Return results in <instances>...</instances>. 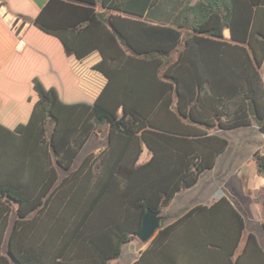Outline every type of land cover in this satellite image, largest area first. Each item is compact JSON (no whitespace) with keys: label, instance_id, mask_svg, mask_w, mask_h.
Segmentation results:
<instances>
[{"label":"trees","instance_id":"obj_1","mask_svg":"<svg viewBox=\"0 0 264 264\" xmlns=\"http://www.w3.org/2000/svg\"><path fill=\"white\" fill-rule=\"evenodd\" d=\"M162 1L0 0V264H108L213 169L222 132L264 133V0H182L176 21L149 20ZM133 264H264V246L222 196Z\"/></svg>","mask_w":264,"mask_h":264},{"label":"crops","instance_id":"obj_2","mask_svg":"<svg viewBox=\"0 0 264 264\" xmlns=\"http://www.w3.org/2000/svg\"><path fill=\"white\" fill-rule=\"evenodd\" d=\"M32 1L38 8H41V6H45L49 0ZM195 1L197 2L198 0H194V2ZM181 3L182 0H177V6H180ZM164 12L159 13L155 18H149V20L170 23L171 20L169 19V16H166ZM176 20L177 18L173 16V21ZM261 71L264 79V64ZM259 129V126L256 123H253L251 126L222 132L221 135L228 138L230 142L229 147H227L226 150L218 157L217 163L213 169L207 170L203 173L198 184L188 189L192 190L196 188L194 189L196 190V194L201 196L199 202L189 208L198 204H213L222 196H227L232 203H234L235 207H237L245 216L248 231L255 232L264 246L263 236L258 232V230L252 229L248 226L249 219L259 218L260 223L264 220V189L259 187L263 186L262 183L264 182V174L259 171L257 163V155L264 154V133ZM253 161L257 164V168L255 169L253 167L252 174L250 175V167H252L251 164ZM250 178H253V183L255 182L253 186H250ZM183 191L178 193L174 201L171 203H174ZM256 195L260 196V201H258L260 203H257L254 200ZM168 206L166 208H168ZM166 208H164L160 214L162 217L160 222L161 227L166 226L170 222H174L178 218L177 217L173 221L165 222L164 224L163 222L166 219ZM185 211H183L180 215H182ZM157 233L158 231L156 232V235ZM155 236L153 238H155ZM153 238L150 240H153ZM150 240L142 241L143 244H139V241L141 240L138 238L127 243L130 246L129 250L133 251L136 255V258L133 259L131 264L140 258L142 252L148 247ZM245 240L246 235L244 236L241 246H243Z\"/></svg>","mask_w":264,"mask_h":264},{"label":"rangeland","instance_id":"obj_3","mask_svg":"<svg viewBox=\"0 0 264 264\" xmlns=\"http://www.w3.org/2000/svg\"><path fill=\"white\" fill-rule=\"evenodd\" d=\"M42 5V4H40ZM43 6V5H42ZM41 6V7H42ZM177 8V0H163L159 5H157V7L155 9H153L150 13H149V18L152 19L157 17V15L159 13H164L166 14V16H169L170 20H173V13L176 11ZM107 142V130L106 128H103V130L101 132L98 133V135L94 136L89 142L88 144L85 145V147L83 148L77 162H75V164L81 162L83 160V158L90 152H99L101 151L104 147L105 144ZM150 157V153L145 150L144 154L142 156V160H145L147 158ZM252 167L250 170V175L252 174V168L254 167L255 169L257 168V164L253 161L252 162ZM255 183V182H254ZM253 183V178H250V186L254 185ZM263 186H259L262 189H264V182L262 183ZM196 189V188H194ZM194 189H188L185 191H183L177 198V200L174 203H171L168 208H166L165 211V215H166V219L164 220V224L165 222L168 221H173L174 219H176L177 217L180 216V214L185 211L187 208H189L190 206H193L195 203L199 202V199L201 198V196H198L196 194V190ZM257 203H260L258 201H260V196L256 195L255 199H254ZM260 220L259 218H253V219H249V224L248 226L252 229L258 230V232L263 236V241H264V234L262 232V228L260 225ZM139 244H143L142 241H139ZM129 245H125L122 255L117 258V259H112L109 261L108 264H131V262L133 261V259L136 258V255L133 253V251L129 250Z\"/></svg>","mask_w":264,"mask_h":264},{"label":"water","instance_id":"obj_4","mask_svg":"<svg viewBox=\"0 0 264 264\" xmlns=\"http://www.w3.org/2000/svg\"><path fill=\"white\" fill-rule=\"evenodd\" d=\"M161 218L159 213L149 209L144 217V221H142V228L137 234V237L141 241H147L153 238L161 226Z\"/></svg>","mask_w":264,"mask_h":264}]
</instances>
